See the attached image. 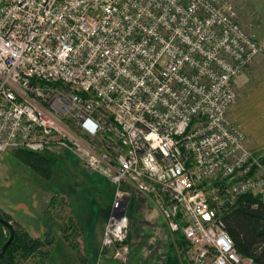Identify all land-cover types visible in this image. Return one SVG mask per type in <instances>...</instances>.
<instances>
[{
  "label": "built area",
  "instance_id": "1",
  "mask_svg": "<svg viewBox=\"0 0 264 264\" xmlns=\"http://www.w3.org/2000/svg\"><path fill=\"white\" fill-rule=\"evenodd\" d=\"M260 55L235 0H0V152L62 150L111 184L99 251L116 262L140 195L179 264H255L220 198L264 201L263 163L229 116Z\"/></svg>",
  "mask_w": 264,
  "mask_h": 264
},
{
  "label": "rangeland",
  "instance_id": "2",
  "mask_svg": "<svg viewBox=\"0 0 264 264\" xmlns=\"http://www.w3.org/2000/svg\"><path fill=\"white\" fill-rule=\"evenodd\" d=\"M237 13L243 27L257 34L261 23L258 24L256 15L243 12V17L238 10ZM257 39L260 40L258 36ZM17 151L0 152V209L5 204L4 193L11 181L9 178L11 174H16L19 179L31 184L36 185L40 180L43 182L45 218L49 223L54 219V224L59 223L53 229L48 226L45 236L39 238L48 242L46 250L49 257L44 261V257L37 256L34 260L38 264H165L168 254L176 255L172 242L174 237L167 231L158 211L140 195L132 198L127 209L130 247L127 262L114 261L110 251L101 253L99 237L102 236L113 200L114 187L85 169L72 154L65 151L45 150L39 153V156L49 160V175H43L30 162H25L23 153ZM220 199V203L224 204V199ZM72 207L76 208L75 214ZM69 238H72L71 244L61 241H70Z\"/></svg>",
  "mask_w": 264,
  "mask_h": 264
},
{
  "label": "crops",
  "instance_id": "3",
  "mask_svg": "<svg viewBox=\"0 0 264 264\" xmlns=\"http://www.w3.org/2000/svg\"><path fill=\"white\" fill-rule=\"evenodd\" d=\"M235 3L241 16L244 17V13L256 15L258 24L261 23V27L258 25L257 36L263 44L264 0H235ZM233 86L237 98L229 109V116L243 131L249 151L254 156H261L264 154V55L258 56L244 71L241 79L233 82ZM9 179L11 181L4 193L5 204L1 207L12 220L36 239L45 236L48 226L52 229L53 226L57 227V224L59 226V223L54 224L55 219L49 223L45 218L44 187L41 180L35 185L19 179L16 174L13 176L11 174ZM75 209V207L71 208L73 213ZM55 214L57 215L56 211ZM71 239L70 241L61 239V241L71 244ZM99 240L101 241V237ZM61 241L59 243H62Z\"/></svg>",
  "mask_w": 264,
  "mask_h": 264
},
{
  "label": "trees",
  "instance_id": "4",
  "mask_svg": "<svg viewBox=\"0 0 264 264\" xmlns=\"http://www.w3.org/2000/svg\"><path fill=\"white\" fill-rule=\"evenodd\" d=\"M17 152L23 153V160L27 163L30 162L43 175H49V160L39 156V153L24 150H18ZM259 160L264 163V154L259 156ZM131 207L133 206L131 205ZM221 212L224 229L236 251L242 256L252 258L255 264H264V201L250 194H244L239 196L233 203L225 200ZM0 217L8 222L12 221L11 225L14 228L13 239L0 257V264H22L30 259L32 262L26 264H38L34 260L37 256L44 257V261L48 260L49 253L46 250L48 242L32 238L23 227L13 222L10 215L2 209H0ZM8 236L7 229L0 224V248L6 242ZM128 241L129 235L126 239L127 243ZM165 264H179L176 255L173 253L168 254Z\"/></svg>",
  "mask_w": 264,
  "mask_h": 264
},
{
  "label": "water",
  "instance_id": "5",
  "mask_svg": "<svg viewBox=\"0 0 264 264\" xmlns=\"http://www.w3.org/2000/svg\"><path fill=\"white\" fill-rule=\"evenodd\" d=\"M0 224L5 227L9 233L8 239L6 240V242L2 245V247L0 248V257L2 256V254L4 253L5 249L7 248V246L11 243L13 236H14V228L11 225L10 222L4 220L3 218L0 217Z\"/></svg>",
  "mask_w": 264,
  "mask_h": 264
}]
</instances>
